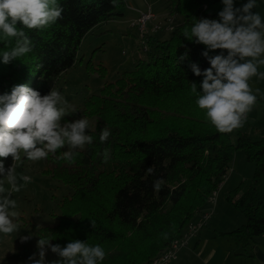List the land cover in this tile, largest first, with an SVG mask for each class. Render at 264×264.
I'll return each instance as SVG.
<instances>
[{
  "label": "trees",
  "instance_id": "1",
  "mask_svg": "<svg viewBox=\"0 0 264 264\" xmlns=\"http://www.w3.org/2000/svg\"><path fill=\"white\" fill-rule=\"evenodd\" d=\"M246 2L234 0L236 7ZM60 3L63 18L56 24L43 31L24 29L33 42L32 52L10 64L2 63L0 57V95L10 93L17 84L48 94L60 73L74 65L85 35L123 16L125 4L124 0H118L117 6L111 0ZM165 3L169 15L181 16L170 36L165 41L149 37V50L135 60L132 69L84 98L82 115L97 118L87 129L93 143L78 149L74 162L56 158L65 149L43 160L42 172L71 187V192L59 201L57 223L40 227L38 239L46 235L61 246L73 239L98 243L106 251L101 264H148L218 189L236 150H242L245 160L254 165L251 177L240 180L226 196L244 222L218 235L230 237L243 249L264 235V129L257 139L237 129L232 143L228 134L206 122L190 92L192 82L199 91L203 80L190 64L204 70L210 63L202 55L206 46L188 40L183 30L196 19L218 20L222 0ZM11 46L0 42V54ZM220 51L211 50L209 55ZM185 53L187 58L180 61ZM259 103L264 106V98ZM64 119L71 122L69 116ZM105 127L111 135L101 143ZM105 148L110 150L107 162L102 157ZM21 159L27 161L24 154ZM0 160L6 169L13 164L11 156ZM149 167L155 169L154 174L147 173ZM156 179L163 180L159 191L153 187ZM90 218L96 221L95 229Z\"/></svg>",
  "mask_w": 264,
  "mask_h": 264
},
{
  "label": "clouds",
  "instance_id": "2",
  "mask_svg": "<svg viewBox=\"0 0 264 264\" xmlns=\"http://www.w3.org/2000/svg\"><path fill=\"white\" fill-rule=\"evenodd\" d=\"M111 3L117 6L118 0H111ZM222 3L224 7L218 13V20L196 19L182 35L196 44L205 45L202 55L210 63L204 70L196 63L190 64L196 76H203L199 91L195 82L190 85V92L196 97L195 104L217 132L230 134L244 126L248 114L257 104V95L249 81L253 77L264 79V72L258 70L264 66V18L253 11L256 0H247L240 7L235 6L234 0H222ZM63 11L60 0H0V42L12 45L0 54L2 63L10 64L33 51V42L24 29H49L63 18ZM211 50L221 51L209 55ZM186 58L187 53L178 59ZM75 112V107L68 105L55 87L41 95L31 87L17 84L10 93L0 95V158L11 156L13 159L7 169L0 160V236L7 237L20 230L16 222L19 219L15 211L17 201L12 195L32 182L31 176L17 174V167L22 164L21 153L27 160L38 162L66 148L56 158L71 163L78 155V149L93 143V136L87 132L89 120L86 117L71 122L64 120ZM110 135V129L103 128L100 142L105 143ZM102 157L104 162L110 159L108 148L103 150ZM154 172L152 167L147 169L148 174ZM5 183L10 187L6 188ZM162 184V179L154 180V190L159 191ZM90 225L95 229L96 221L90 218ZM20 239L26 242L31 239V234ZM52 239L40 236L38 252L28 257L27 264H101L106 257L105 249L98 243L73 239L61 246L53 244ZM49 249L57 259H46Z\"/></svg>",
  "mask_w": 264,
  "mask_h": 264
},
{
  "label": "rangeland",
  "instance_id": "3",
  "mask_svg": "<svg viewBox=\"0 0 264 264\" xmlns=\"http://www.w3.org/2000/svg\"><path fill=\"white\" fill-rule=\"evenodd\" d=\"M124 2L125 4L122 8L124 17L110 19L93 27L82 39L74 65L60 73L53 83L52 88L58 89L64 95L68 105L76 109L75 113L67 115L71 121L85 117L80 111L85 97L92 93H97L102 84L114 81L122 71L132 69L135 60L145 55L138 44L137 30L129 25L132 20L128 21L129 24L124 22L125 19L136 14L134 10L128 7V4L137 6L139 10H145L150 7L154 18L148 23L149 28L154 23H158L160 26L154 32L151 30V35L164 29L171 31L175 25L172 15H169L168 12L163 18L158 14L167 10L166 0H124ZM254 9L258 10V12L264 11V0H258ZM122 50L125 53H122ZM101 67H103V70ZM258 70L264 72V66H260ZM249 83L257 95V104L248 114L247 122L242 128L246 129L249 126L264 127V106L259 103V99L264 98V79L253 77ZM256 89H259V92H255ZM86 118L89 120L88 129H90L95 125L97 118ZM235 132L236 130L228 134L232 143L235 142ZM64 149L65 151L67 150L66 148ZM22 155L21 153V158ZM240 157V160H244L243 164L251 169L248 176H241L244 173V167L240 165ZM233 158H235V161L234 159L232 160L233 163L230 165L231 169L229 168V172L235 169L236 173H233L229 183L224 185L225 189L228 188V185L233 187L238 184L239 182L237 183V181L241 177L242 179L249 178L253 173L254 165L245 160L242 150H236ZM43 168V160L38 162L27 160L17 167L18 176L21 173L29 175L32 177V182L12 195V198L17 201L15 211L18 213L19 219L16 222L19 224L20 230L7 237L0 236V264H27L28 257L38 252V229L43 226H53L57 223L60 214L59 201L64 195L71 192V187L44 174L42 172ZM19 183L23 184V181H19ZM5 187L8 188L10 186L5 183ZM221 190V187H218L215 198L212 201H207V206L214 205L217 200L225 201L221 197ZM237 214L244 220V217L239 212ZM29 234H31V239L21 242L20 238ZM178 256H180V251L177 253ZM46 259L52 261L57 259V257L49 250L46 254Z\"/></svg>",
  "mask_w": 264,
  "mask_h": 264
},
{
  "label": "crops",
  "instance_id": "4",
  "mask_svg": "<svg viewBox=\"0 0 264 264\" xmlns=\"http://www.w3.org/2000/svg\"><path fill=\"white\" fill-rule=\"evenodd\" d=\"M128 7L134 10L136 14L135 16L133 15L128 19H125L124 22L134 19L137 15V10H139L137 6L132 4H128ZM253 11L258 12V10L255 9H253ZM258 13L264 18V11ZM158 14L163 18L167 15V10L159 12ZM171 17L175 24L181 20V16L179 15H172ZM170 33L171 31L165 29L160 30L151 35L150 39L153 41H165V39L170 36ZM262 129H264V127L249 126L246 129L240 128L241 131L246 132L251 138H258ZM233 159L235 161V158ZM240 159L241 157L239 158V161H241L240 165L244 167V173H242L241 176H248L251 169L243 164L244 160ZM230 169L226 172V176L218 186L222 189L221 197L224 198L225 201L217 200V202L211 206H207V203H205L195 213L192 218L193 220H198L203 212H209L210 218L208 223L199 229L190 240H188L189 243L186 246L179 249L180 256L175 259V262L173 260L174 264H264V235L255 237L253 244L246 249L236 247L230 237L218 235V232L229 231L244 222L239 214H237L236 210L226 200V195L229 190L237 186V184L233 187H231L232 185H228L227 189L224 188V185L229 183L231 175L236 173L235 169H232V172H229ZM240 180H242V177L239 181ZM239 181H237V183ZM173 262H169V264H173Z\"/></svg>",
  "mask_w": 264,
  "mask_h": 264
},
{
  "label": "built area",
  "instance_id": "5",
  "mask_svg": "<svg viewBox=\"0 0 264 264\" xmlns=\"http://www.w3.org/2000/svg\"><path fill=\"white\" fill-rule=\"evenodd\" d=\"M153 13L150 10V7H147L145 10H137V15L134 19H132L130 26L134 27L137 30V36L139 41L140 49L145 53L149 50L148 38L151 36V33L155 31V29L160 28L158 23L152 24V27L149 28L148 23L153 20ZM151 30H153L151 32ZM122 53H125L122 50ZM216 191H214L211 196H209L208 201H212L215 198ZM210 218L209 212H203L198 220H190L181 234L173 239L163 250L159 251L156 255H154L148 264H167L177 257V253L180 248L186 246L199 229L205 226L208 223Z\"/></svg>",
  "mask_w": 264,
  "mask_h": 264
}]
</instances>
